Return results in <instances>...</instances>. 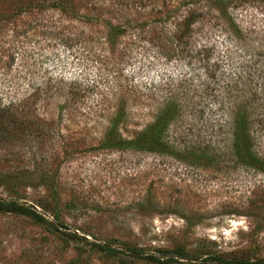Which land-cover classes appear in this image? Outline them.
Here are the masks:
<instances>
[{"label": "rangeland", "instance_id": "rangeland-1", "mask_svg": "<svg viewBox=\"0 0 264 264\" xmlns=\"http://www.w3.org/2000/svg\"><path fill=\"white\" fill-rule=\"evenodd\" d=\"M209 1L0 0V109L16 122L0 123L16 135L0 140V201L46 221L0 211V264L264 261V173L236 159L232 118L196 77L210 60L222 99L252 98L264 169V2L221 0L235 33ZM110 27L123 28L113 45ZM172 104L160 150L101 146L119 108L130 141Z\"/></svg>", "mask_w": 264, "mask_h": 264}, {"label": "trees", "instance_id": "trees-1", "mask_svg": "<svg viewBox=\"0 0 264 264\" xmlns=\"http://www.w3.org/2000/svg\"><path fill=\"white\" fill-rule=\"evenodd\" d=\"M264 2V0H262ZM211 2V8H214L218 12L219 18H222L225 24L227 25V28L229 30H232L236 33V27L234 24V21L232 17H230L226 12L228 10V3H225V1H209ZM232 2V0H230ZM189 4H196L189 1ZM57 8L67 11V7H64L62 5H57ZM200 19V16L197 15L195 11H189L188 15L184 18L182 21V26L184 27L185 31H189L191 26L197 22V20ZM123 28H116V27H110L108 38L109 43L111 45L114 44L113 40H115L116 37L123 34ZM206 46H203L201 50H204ZM210 64V65H209ZM199 70H201V74L198 72L196 77L201 78L202 81L199 83V86L201 88L200 97L205 96L209 97L211 102L215 104L216 106L212 108H215L216 113L223 112L221 116H224V113L228 112L229 117L232 118L229 123L231 122L232 127L234 129V137H233V143H232V149L234 156L236 159L240 161L242 165L247 166H256L257 168H261V172L264 173V169L261 167V165L258 162V159H256V156L252 154L251 152V146L249 145V140L246 134V114L245 111L248 109V104H250L252 98H248L247 100H230V99H222L220 95V83L222 79H225L226 76H224L223 69L219 66L218 63H211L210 60L206 65V68L204 66L200 67ZM238 78H236L237 80ZM241 80V79H240ZM232 85L230 82H228L226 85L224 84L222 87V90L226 93L230 92V88ZM231 93V92H230ZM35 94V93H34ZM216 98H221L219 101ZM213 100V101H212ZM226 104V106H224ZM177 105H168L166 106L157 116L156 120L150 124L142 133L139 134V136L133 140L130 141H124L120 138H117L116 135V129L119 124V120L122 117L120 112H123V108H119L118 114L116 116V119L112 122L109 130L106 132L103 142L101 143V146L103 148H120L125 149L126 147H135L141 150H154L155 148H163L161 142L164 141V133L169 128V124L171 123L172 119L175 117L176 114H178ZM199 110L202 109L201 106H197ZM10 108H7L5 111L3 108L0 109V123L1 125L5 124L4 119L7 118V116H11L13 122H9V125L12 124L15 126L14 123V113H9ZM21 123V122H20ZM22 125V124H20ZM210 127L212 129L215 128V125L213 123L210 124ZM219 127H223L222 125H219ZM9 133L5 127L0 129V140L6 141V139L3 138V135ZM10 136H13V138L16 137V135L9 133ZM6 177H11L7 176ZM12 179V178H10ZM0 211L14 213L22 216H26L31 218L33 221L38 223H44L46 224V221L43 217H41L39 214H37L36 211L31 210L27 207L16 205L13 203H7L0 201ZM100 250L106 252V254H114L116 251L114 249L99 247ZM153 260V259H152ZM155 261H158L157 259ZM210 263L207 264H213L212 262H215L216 264H264V261H258V262H251V261H243V260H220L217 258H209ZM159 262V261H158ZM169 264V262L165 263Z\"/></svg>", "mask_w": 264, "mask_h": 264}]
</instances>
